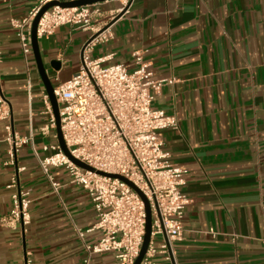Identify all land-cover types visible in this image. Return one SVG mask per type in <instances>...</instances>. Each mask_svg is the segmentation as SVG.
<instances>
[{"label":"crops","instance_id":"0c3cea01","mask_svg":"<svg viewBox=\"0 0 264 264\" xmlns=\"http://www.w3.org/2000/svg\"><path fill=\"white\" fill-rule=\"evenodd\" d=\"M40 1L0 0V89L11 111L9 120H0V264H81L85 250L76 228L97 220L87 191L66 168L52 166L49 173L60 185L55 192L30 142L13 165L4 164L8 123L19 136L32 134L40 158L51 153L42 145L56 141L55 130L40 131L48 121L46 90L32 49L25 63L11 24ZM88 5L101 11L98 26L111 22V36L92 49L91 58L133 70V52L139 50L151 78L169 80L154 93L152 107L177 119L178 128H164L160 136L170 162L183 170L189 202L173 260L158 255L157 264H264V0H133L114 21L110 16L120 0ZM89 35L61 24L38 37L45 71L55 84L79 70ZM51 60L59 61L58 69ZM18 189L29 200L24 226L3 221ZM99 238L100 231L93 230L84 241ZM161 241L162 236L155 239ZM89 264L116 262L113 253L104 252L92 255Z\"/></svg>","mask_w":264,"mask_h":264},{"label":"built area","instance_id":"2783aa9c","mask_svg":"<svg viewBox=\"0 0 264 264\" xmlns=\"http://www.w3.org/2000/svg\"><path fill=\"white\" fill-rule=\"evenodd\" d=\"M50 0H41L20 20H11L16 31L25 63L31 53L30 28L40 8ZM117 14L127 12L133 0H120ZM117 14H111L110 21ZM101 11L92 5L63 7L53 5L42 13L37 23V37L51 34L61 24H74L90 31L82 46V64L66 81H58L53 92L58 105L60 129L69 153L94 170L74 164L62 151L56 132L54 143L42 145L48 156L40 158L33 146V136H19L8 123L5 125L8 142L4 164L13 165L21 146L30 142L39 165L53 190L54 181L49 168L64 167L73 181L88 193L97 212L96 222L86 229L76 228L83 242L85 256L81 264H89L91 256L104 252L114 255L116 264H134L139 255L145 234L146 212L142 193L151 210L150 239L139 264H157L156 257L174 258L173 242L181 239L183 216L189 200L182 191L183 170L170 162V154L162 149L160 130L178 128L175 116L152 107L153 95L169 80H154L142 60V52H133L136 68L128 70L123 63L103 65V58H91L92 49L111 36V22L98 26ZM1 60V51H0ZM26 87L31 98V81L27 74ZM43 113L48 121L40 131L49 135L55 130V119L48 95L43 92ZM11 111L0 89V120H9ZM97 171L118 174L138 189L124 181ZM12 180L10 186H15ZM9 215L3 221L29 222L27 192L18 189L12 195ZM99 230L100 238L87 244V233ZM162 241L155 243V237ZM264 244V235L262 236Z\"/></svg>","mask_w":264,"mask_h":264},{"label":"water","instance_id":"95a60500","mask_svg":"<svg viewBox=\"0 0 264 264\" xmlns=\"http://www.w3.org/2000/svg\"><path fill=\"white\" fill-rule=\"evenodd\" d=\"M100 1H104V0H69V1H59V0H50L48 2H46L39 10V12L37 13V15L35 16V18L32 21L31 24V28H30V40H31V48H32V52H33V56H34V60L36 62V66L38 69V73L39 76L41 78V81L43 83V86L46 90V93L49 97L50 103H51V107H52V111H53V116L55 119V131H56V135H57V141L62 149V151L64 152V154L77 166H80L82 168L88 169L93 171L94 169L86 164H84L83 162H81L80 160L74 158L68 151V149L65 146V143L63 141V137H62V133H61V129H60V119H59V113H58V105H57V101H56V97L54 95L53 92V84L51 82V80L49 79L46 71H45V66H44V61L41 57V53L39 50V45H38V37H37V33H36V29H37V23L38 20L40 18V16L42 15V13L44 11H46L48 8H50L53 5H60L63 7H73V6H82V5H88L91 3H95V2H100ZM123 14V11L118 13L114 18L113 21L115 19H117L119 16H121ZM50 66L54 69H58L59 68V61L56 60H51L49 62ZM98 173H102L105 174L107 176L110 177H116L122 181H124L125 183H127L129 186H131L133 189L137 190L138 189L134 186V184L129 181L127 178L118 175V174H110V173H104V172H100L97 171ZM139 194L141 195V197L144 200L145 203V212H146V223H145V234H144V238H143V243L139 252L138 257L136 258L134 264H139L142 257L145 254V251L147 249L148 243H149V239H150V232H151V210H150V206H149V202L147 201V199L145 198V196L140 193V191H138Z\"/></svg>","mask_w":264,"mask_h":264},{"label":"rangeland","instance_id":"374dc122","mask_svg":"<svg viewBox=\"0 0 264 264\" xmlns=\"http://www.w3.org/2000/svg\"><path fill=\"white\" fill-rule=\"evenodd\" d=\"M69 79V78H68ZM58 80H60L61 82L62 81H66L67 79H63V78H58ZM54 84H55V81L54 80H51ZM155 239L157 240V241H159L160 239H161V236L160 235H157L156 237H155Z\"/></svg>","mask_w":264,"mask_h":264}]
</instances>
